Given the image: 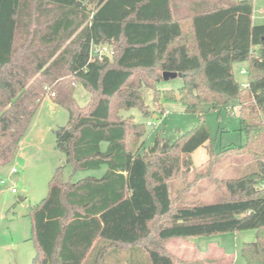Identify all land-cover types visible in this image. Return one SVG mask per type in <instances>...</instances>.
Instances as JSON below:
<instances>
[{
    "label": "trees",
    "instance_id": "1",
    "mask_svg": "<svg viewBox=\"0 0 264 264\" xmlns=\"http://www.w3.org/2000/svg\"><path fill=\"white\" fill-rule=\"evenodd\" d=\"M253 3L0 0V168L45 97L68 114L54 130L66 164L105 167L101 177L77 181L63 180L56 167L30 212L31 264H181L168 240L247 230L256 238L242 244L241 258L264 264V21L253 24ZM99 45L111 55H91ZM243 63L248 79L240 86L234 65ZM165 71L181 74L180 88H155ZM76 83L91 94L85 107L76 103ZM148 88L153 111L144 105ZM228 99L237 101L245 142L215 151L204 105ZM161 101L178 102L199 124L172 141L156 135L141 152L145 126L120 112L159 116ZM201 146L206 171L229 155H251L254 166L224 180L215 203H180L189 188L173 195L171 182L194 172L190 154Z\"/></svg>",
    "mask_w": 264,
    "mask_h": 264
},
{
    "label": "rangeland",
    "instance_id": "2",
    "mask_svg": "<svg viewBox=\"0 0 264 264\" xmlns=\"http://www.w3.org/2000/svg\"><path fill=\"white\" fill-rule=\"evenodd\" d=\"M253 10V24H261L264 21L262 14L264 0H254ZM240 69L246 70V64H237L234 67L235 79L240 86H244L248 75L239 74ZM171 81L168 89L175 91L182 85L180 77ZM164 85L165 82L156 83L155 88L164 90ZM143 93L144 105L151 111L155 110L151 89H144ZM73 95L79 107H85L91 99V94L80 83L75 84ZM161 104L164 113L155 117L152 114L148 117L144 116L137 107L120 112L123 118H131L134 123L145 126V134L141 139L143 144L141 152L150 148L156 135L172 141L181 133L192 130L199 124L198 115L186 113L178 102L161 101ZM215 107L204 105V122L214 150L244 143L245 138L239 130L237 101L228 99ZM67 119V112L54 104L49 97H45L28 123L13 158L0 168V264H31L36 247L31 239L30 212L33 206L46 197L48 183L56 167L63 166L62 174L65 181L103 175L104 166L96 171H73L72 167L66 164L64 155L56 147L54 130L64 125ZM147 122L151 125L147 126ZM190 155L194 172L171 182L173 195L180 193L186 187L189 188L187 192L181 194L180 203H215L225 195L222 182L245 175L255 162V159L248 154L229 155L219 159L211 170L206 171L209 157L207 147H198ZM12 168L16 169V173H11ZM205 174H208V177L197 180L199 175ZM1 181L5 183L1 184ZM12 188L16 193L11 191ZM255 238L256 233L247 230L172 240L190 244L180 255L174 254L181 264H244L240 247L244 243L254 241Z\"/></svg>",
    "mask_w": 264,
    "mask_h": 264
},
{
    "label": "crops",
    "instance_id": "3",
    "mask_svg": "<svg viewBox=\"0 0 264 264\" xmlns=\"http://www.w3.org/2000/svg\"><path fill=\"white\" fill-rule=\"evenodd\" d=\"M264 11H262V14H263ZM254 20V12H253V16H252V21ZM237 66V64L234 65V67ZM243 70V69H242ZM241 71V69L239 70V72ZM174 80V79H173ZM171 80H168V81H163L162 83L165 82L166 85H164V89H168L169 88V82ZM172 82V81H171ZM167 86V87H166ZM183 108V107H182ZM154 117H155V114H154ZM13 169V168H12ZM168 242H170L168 244ZM168 242L165 243V246H166V249L167 251H170L173 255L175 254L176 256L177 255H180V253H183L186 246H190V244H188V242H179V241H173L172 239L171 240H168ZM183 259V258H182ZM188 264V263H187Z\"/></svg>",
    "mask_w": 264,
    "mask_h": 264
},
{
    "label": "built area",
    "instance_id": "4",
    "mask_svg": "<svg viewBox=\"0 0 264 264\" xmlns=\"http://www.w3.org/2000/svg\"><path fill=\"white\" fill-rule=\"evenodd\" d=\"M91 55L96 56L98 60H100L104 55H111V51L107 46L99 45V46H93L91 49ZM246 73V70L243 69L239 72V74L243 75ZM148 126L151 125L150 122H147ZM11 173H16V169H11ZM4 181H1V184H4ZM11 191L13 193H16V191L12 188Z\"/></svg>",
    "mask_w": 264,
    "mask_h": 264
},
{
    "label": "water",
    "instance_id": "5",
    "mask_svg": "<svg viewBox=\"0 0 264 264\" xmlns=\"http://www.w3.org/2000/svg\"><path fill=\"white\" fill-rule=\"evenodd\" d=\"M180 75H181L180 73L178 74V73L166 72L165 71L162 74V79H163V81L173 80V79L181 77Z\"/></svg>",
    "mask_w": 264,
    "mask_h": 264
}]
</instances>
